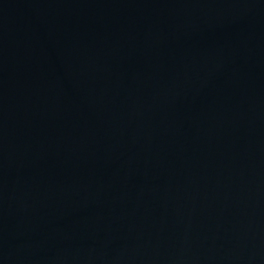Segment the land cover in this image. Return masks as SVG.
Here are the masks:
<instances>
[{
	"label": "water",
	"instance_id": "water-1",
	"mask_svg": "<svg viewBox=\"0 0 264 264\" xmlns=\"http://www.w3.org/2000/svg\"><path fill=\"white\" fill-rule=\"evenodd\" d=\"M0 264H264V0H0Z\"/></svg>",
	"mask_w": 264,
	"mask_h": 264
}]
</instances>
